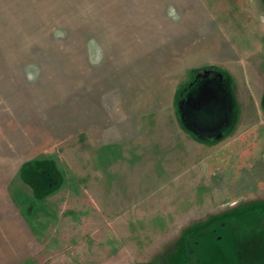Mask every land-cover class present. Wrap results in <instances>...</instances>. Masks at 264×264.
Returning a JSON list of instances; mask_svg holds the SVG:
<instances>
[{
  "label": "rangeland",
  "instance_id": "1",
  "mask_svg": "<svg viewBox=\"0 0 264 264\" xmlns=\"http://www.w3.org/2000/svg\"><path fill=\"white\" fill-rule=\"evenodd\" d=\"M11 2L0 4V11H8L0 13V189L10 181L13 199L17 204L24 201L23 211L32 219V210L38 211V207L29 195H37L33 202L38 205L44 201L41 188L36 190L32 183L44 187L48 178L29 172L27 180L32 183L27 182L21 178L23 168L47 155L67 172L66 187L53 195L61 218L48 227L41 226V247L30 264H264V189L243 188L240 183L241 175L259 165L249 164L250 147L234 146L243 134L250 133L252 117L264 119L259 105L264 58L252 54L249 67L253 61V70L246 67L244 59L251 51L245 39L260 41L264 37V0H19L16 7ZM170 6L178 12V21L167 15ZM57 29L66 34L64 38H54ZM218 33L228 43L219 46L220 55L212 53ZM229 35L242 44L237 59L228 54ZM151 43L156 52L151 49L149 57L157 67L164 54L193 59L190 65L232 69L236 77L230 87L228 116L207 110L210 103H217L216 98L211 102V97L213 86L216 89L219 83L214 78L203 81L184 92L187 101L194 96L202 99L201 108L205 105L198 110L199 105L190 107L186 101L184 110L191 118V128L182 120L179 123V104L176 109H158L140 119L150 137L144 139L142 132L137 145L139 150L154 151L156 161L151 160L149 166H158V172L141 170L133 175L125 171L121 182L129 188L107 189L106 184L102 188L94 148L83 137L74 142L53 133L51 111L41 109L42 103L55 107L58 96L69 94V72L74 69L79 79L88 77L89 83L95 73L97 84L103 82L108 90L118 78L111 97L124 102L125 108L133 97L131 92H136L137 103H152L153 90L161 85L162 76L154 74V78L143 72L134 76L130 57L137 48H148L146 44ZM202 48L211 52L205 58L199 54ZM97 57L100 62L93 63ZM119 59L126 74L125 70L100 73L107 66L115 68ZM29 64L37 65L43 77L61 72L59 83L51 85L52 80L46 78L49 82H45L44 91H37V83L25 78ZM123 74L129 78L124 79ZM193 75L182 71L173 82L181 87L189 84ZM220 102L227 103L224 99ZM236 118L240 120L232 130ZM222 128L224 135L217 138ZM162 145L168 148L164 150ZM176 145L178 150L171 149ZM261 151L256 149L260 155ZM110 176L106 173L107 181ZM74 177L81 186L79 191L69 189L77 183ZM112 181H116L115 175ZM3 192L0 190V198Z\"/></svg>",
  "mask_w": 264,
  "mask_h": 264
},
{
  "label": "crops",
  "instance_id": "2",
  "mask_svg": "<svg viewBox=\"0 0 264 264\" xmlns=\"http://www.w3.org/2000/svg\"><path fill=\"white\" fill-rule=\"evenodd\" d=\"M5 3L7 4V0H0L1 5ZM11 3L13 4V7H16L19 5V0H12ZM72 5H75V3H73ZM6 12L8 11L5 10L0 11V13H6ZM11 12L12 11H10V13ZM14 13L17 12L15 11ZM214 36L215 39L213 41L215 42H213L212 53L214 54V52H216L217 54L220 55L221 53L219 46L221 44H223L224 46H228V43L221 39L219 33L218 35L216 34ZM229 37L231 39L229 38L230 42H229L228 54L234 55V58L237 59L238 58L237 54L242 53L240 52L242 51V49H239L238 46L242 44L234 41L230 35ZM247 39L248 38L245 39V43L246 46L251 48L250 51L251 53L250 52H248V54L246 53L244 59L246 62V67L248 69L251 68L253 70L254 67L253 61H252V66L249 67V63L251 60L250 57L253 56L252 54L260 53L264 58V37H262L260 41L258 39L255 41H251L250 40L251 38L249 40ZM150 42L151 40H148V43ZM147 45L148 48H143V49L140 48V50L139 48H137L136 53L130 54V57L133 58V69H131V71L133 72L134 76L135 75L140 76L141 72L147 73L144 75H149L150 77L152 76L154 78H156L155 76L156 74H159V77L162 76L161 77L162 80L160 82L161 85L163 83L164 84L162 86L161 85L158 86L157 90L156 89L153 90L156 93L154 95V101L152 103H145V104L137 103L138 99L137 97H135L136 92H131L133 94V97L129 99L128 101L129 106L127 108H125L124 102H121L122 103L121 104L118 103L119 101L115 102L113 100L112 90L115 89L114 87L118 86V84L116 83L118 82V78L116 75L114 76V74L115 72H120L121 70H125V74H126V66L119 65L122 64L121 59L118 60V64L115 63V68L113 67L111 68V66H107L106 68H104L105 70L100 71V73L102 74L109 75L108 71L115 70V72H112L113 74H111L113 75L111 76V80L115 81L114 78L117 79L115 81V86L110 88V90H108L107 88L108 85L103 86V82L101 81L100 83L97 84L99 77L95 73L92 75H95L97 78L96 77L94 79L91 78L92 82L89 83L88 77L87 80L79 79L78 78L79 75L78 76L76 75L75 72L76 70L74 69L69 72L70 74L69 94L67 96L66 95L58 96L54 100L58 104H56L55 107L52 106L53 108L51 107L53 103L51 105L48 104L44 105V103H42L41 109H46L47 111H51L50 116L51 118H53V125L55 127L53 133L58 132L60 133L59 138L63 139L67 137L69 139H74V142L80 141L83 137V139H85L92 146V148H94V150L96 151L97 158L94 156L92 157L96 159L98 165L97 167H99L102 174L101 177L102 186H103L102 188H104L106 185H107V189L121 190L124 187L126 188L128 185L127 186L123 185L121 182L123 180L122 175L125 174V171L126 173L128 171V173H132L133 175L137 174V172L141 170L143 173H150V174H152V172L153 173L158 172L157 171L159 170L157 169L158 166H152V165L149 166L151 160L152 162L156 161L157 155L153 153L154 151L152 152V150L150 149L147 150L144 148H141V150H139V146L137 145L138 144L137 142H139L140 141L139 139L142 137V132L145 133L144 139L150 137L148 133L149 132L148 128L145 129L140 119H142V116L149 115L152 113L151 111H155L158 109L165 110L170 106L176 109L177 107L176 93L180 85L179 84L175 85L173 80H175V78H177V76L182 71H187V73L189 74L191 70L194 68L204 67L198 63H193L192 65H190V62L194 60L188 57L185 58L181 55L180 56L176 55L174 57L168 58V55H164V54L159 56V58H162V60L159 67H157L151 63L149 57L153 55L151 49H154L156 52V48H152V43L146 44V46ZM138 46L140 47V44L137 45V47ZM135 49L136 48H134V50ZM141 50L143 51V53H140ZM158 50L159 49H157V51ZM205 51L206 49L203 48L200 50L199 54L201 55L202 58H205L206 55L211 53V52L205 53ZM157 56L158 53L156 55V58ZM142 62L146 63L145 67L139 66L140 63ZM208 66H216V65H208ZM3 72L5 74H8L6 73L7 71H3ZM161 72L165 73V77L167 78L166 80L165 78H163ZM228 72L232 77L233 83L231 82V84H233L232 86H234L236 75L234 74L232 69L229 70ZM22 74L20 77L24 79V76ZM40 74L44 75V73L42 72H40ZM171 74L172 77H170ZM41 75L39 76V79L36 82L37 86H35V88H37V91L40 92H43L45 89L46 86L45 82L47 81L46 78L48 80H52L50 81L51 85H55L59 83L61 79L60 76L61 72L55 73V71H53L52 76L49 75L46 77H43ZM126 77L128 76L123 74V78L125 79ZM9 86L13 88L12 85ZM244 86L248 88L247 87L249 86L248 82L244 84ZM158 90H160V92H157ZM261 90H262L261 92L262 97L260 98L259 105H261L260 109L264 110V101H263L264 89ZM232 92L236 96L237 89L236 88L234 90L232 89ZM16 93H18V91ZM157 93L159 94L158 95L160 97L159 99L157 98ZM162 98L165 100L164 103L160 102V99ZM256 108H257L256 105H254L253 109ZM178 120L179 123L181 124L180 115L178 117ZM239 120H240L239 118L238 119L236 118L234 120V124H231L230 129H232L231 128L232 126L234 129V127H236V124L239 122ZM249 125L253 126V128H251L250 133L243 134L239 138V141L236 142L234 146L237 147L243 146L244 149L250 147L249 164L251 165V167H253L254 163L255 165L258 164L259 166L257 169H253L254 167L252 169H249L248 171H246V173L244 171L243 173L245 174L243 176L241 175L240 183L243 184L242 185L243 188H250L255 190L264 189V119H262L261 117L260 118L252 117L249 122ZM142 127H144V129H142ZM126 145H128L129 149L127 148ZM161 148L165 150L166 147L162 145ZM260 148L262 149L261 151L262 156L260 155V153L256 152V149L259 150ZM171 149L178 150V147L176 145L171 147ZM258 159L260 161H258ZM150 167H152V171L150 170ZM67 169L70 171L69 167ZM106 173L108 175H111L109 177V181H107L105 178ZM69 174L72 175L73 171H71ZM114 175L116 181H112ZM75 177H74V181H75ZM76 180L78 181L77 178ZM9 182L10 181L6 182L4 186L2 185L3 187L2 189H0L4 191L2 193V198H0V264H30L33 260V257L37 252H39L41 247L40 242L38 240L44 235L42 232L43 228H41V226L43 225L42 227L44 228L48 227L49 223L59 221L61 218L59 210L53 205L55 203L53 201V195L56 194L62 188L66 187L65 186L66 183L65 182L62 183L57 190H55L48 196L42 198L44 200L43 204L41 205L35 204L34 206L36 207L37 205L38 211H33L35 209L34 208L32 210V214L35 212L34 216L32 217V219H30L29 215L27 216L26 213H24L23 211L24 201L21 200V204H17L18 202H16L13 199L10 190L11 188L10 185H12V183ZM71 186L72 187H69L68 185L69 189H73L75 191L81 190V186L79 182H77L74 185L72 184ZM23 194L25 195V192H23ZM30 196L31 195H29V197ZM92 201L94 202L93 199Z\"/></svg>",
  "mask_w": 264,
  "mask_h": 264
},
{
  "label": "trees",
  "instance_id": "3",
  "mask_svg": "<svg viewBox=\"0 0 264 264\" xmlns=\"http://www.w3.org/2000/svg\"><path fill=\"white\" fill-rule=\"evenodd\" d=\"M203 69H208L210 71L214 69V70L219 71L223 75V78H220V77H216L215 78V80H217V82L219 83L218 87L215 89V87L213 86L214 89H213V94H212L213 96L211 97L212 98L211 102H215L213 99L216 98L217 99V103H216V105H212L210 103L209 106L207 107L208 108L207 110L216 109L214 112L212 110V112L216 116H218L219 114L220 115L227 114V111L229 109L228 106H229V103L231 101L230 87H231L232 77L230 76V74L227 71L223 70L219 66H206V67H203V68H194V69H192L191 73L194 74L193 77H192V80L189 81V84L187 83V84L179 87L178 90H177V93H176V99L178 101L177 104L180 105L182 101H185V102L187 101V97L184 94V92H188L190 89H195L203 81L207 80V79L201 78L200 76H198V77L196 76V74L198 72L202 71ZM211 77H213V76H211ZM215 86H216V84H215ZM221 99H224L225 101H227V103L220 102ZM200 106L201 105H199V107L197 108L198 110L204 108L205 105L202 108ZM183 107H184V105H183ZM184 111H185V119H186L185 123L189 121L188 123L191 124V120H190L191 118H189V116H187L186 110H184ZM207 112L210 113L211 115L213 114V113H211V111L210 112L207 111ZM227 116H228V114H227ZM227 116L225 117L226 119H227ZM192 122H193V124L195 123L194 121H192ZM198 133H199V131H198ZM201 135L202 134L199 133L200 138H201ZM31 163L23 168V171L21 172V174H22L21 178L25 179V181L28 182L29 180H27L28 179L27 175H28L29 172L34 177L37 176V175L47 176V178H48L47 184L44 185V187H38L35 183L33 184L31 181H29V182L32 183V185L34 186L35 189L38 188V190H39L41 188L40 189V191H41L40 193H43L42 194L43 197H45V195H49L52 192H54L55 190H57L58 187L62 183H64L66 181L67 172H65L62 169L61 165L57 161H55V159L52 158L51 156L41 155L40 157H38L37 159H35ZM36 196L37 195H35V194L30 196V198L32 200L31 202L33 203V205L36 204V202H33V199H35ZM15 199L17 200V197Z\"/></svg>",
  "mask_w": 264,
  "mask_h": 264
},
{
  "label": "clouds",
  "instance_id": "4",
  "mask_svg": "<svg viewBox=\"0 0 264 264\" xmlns=\"http://www.w3.org/2000/svg\"><path fill=\"white\" fill-rule=\"evenodd\" d=\"M167 15L174 21H178L180 19V16L178 14V12L176 11V9L174 7H169ZM54 38L56 39H62L64 38V36L66 35L63 31L61 30H54ZM89 43H94V41H90ZM100 57H97L93 63H99L100 62ZM25 78L29 83H33L35 84L40 76V68L35 65V64H29L26 65L25 69Z\"/></svg>",
  "mask_w": 264,
  "mask_h": 264
},
{
  "label": "water",
  "instance_id": "5",
  "mask_svg": "<svg viewBox=\"0 0 264 264\" xmlns=\"http://www.w3.org/2000/svg\"><path fill=\"white\" fill-rule=\"evenodd\" d=\"M210 70H208L207 69V72H209ZM220 75V76H219ZM220 77V78H223V75L219 72V74L218 75H216V76H213V77H211L212 79L214 78H216V77ZM207 79H209V78H207ZM202 99H195L194 98V96H189V100H188V104L190 105V107L192 106V107H194V106H198V105H201V103H200V101H201ZM183 102V101H182ZM182 104V103H181ZM179 105V114H180V117H181V120L184 122V124H185V126L187 127V128H191V126H192V123L190 124V123H188V122H186L185 123V111H184V107L182 106V105ZM195 130V129H194ZM223 130H224V128L223 129H221L220 130V133L218 134L219 135V137L217 136V138H220V137H222L223 135H224V132H223ZM195 133H198V131H197V129L195 130Z\"/></svg>",
  "mask_w": 264,
  "mask_h": 264
},
{
  "label": "flooded vegetation",
  "instance_id": "6",
  "mask_svg": "<svg viewBox=\"0 0 264 264\" xmlns=\"http://www.w3.org/2000/svg\"><path fill=\"white\" fill-rule=\"evenodd\" d=\"M219 71H217V70H211V71H209V72H207V69H203V71L202 72H198L197 74H196V76L198 77V76H200L201 78H203V79H207V78H210L211 76H216V75H218L219 73H218ZM220 76V75H219ZM218 76V77H219ZM184 102V103H183ZM183 102H181L182 104V106L184 105H186V102L185 101H183ZM185 108V107H184Z\"/></svg>",
  "mask_w": 264,
  "mask_h": 264
}]
</instances>
